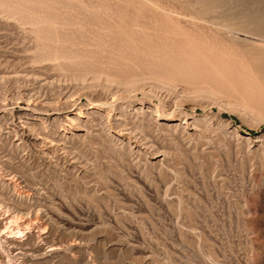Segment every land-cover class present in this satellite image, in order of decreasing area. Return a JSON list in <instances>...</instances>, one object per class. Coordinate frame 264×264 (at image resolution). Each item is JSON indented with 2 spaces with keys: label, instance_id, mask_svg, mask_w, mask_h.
Wrapping results in <instances>:
<instances>
[{
  "label": "rangeland",
  "instance_id": "374dc122",
  "mask_svg": "<svg viewBox=\"0 0 264 264\" xmlns=\"http://www.w3.org/2000/svg\"><path fill=\"white\" fill-rule=\"evenodd\" d=\"M0 194L42 264H264V0H0Z\"/></svg>",
  "mask_w": 264,
  "mask_h": 264
},
{
  "label": "bare ground",
  "instance_id": "6f19581e",
  "mask_svg": "<svg viewBox=\"0 0 264 264\" xmlns=\"http://www.w3.org/2000/svg\"><path fill=\"white\" fill-rule=\"evenodd\" d=\"M64 2V1H63ZM62 2V3H63ZM45 3H46V1H45ZM59 3V2H58ZM57 3V4H58ZM48 4H50V3H48ZM52 4V3H51ZM61 4V3H60ZM67 4V3H66ZM53 5V4H52ZM68 5V4H67ZM106 5V4H105ZM45 6H47V5H45ZM54 6V5H53ZM63 6V5H62ZM65 6V5H64ZM50 7V6H49ZM52 7V6H51ZM67 7V6H66ZM69 8H70V5L68 6ZM67 7V8H68ZM99 7H101V6H99ZM43 8V7H42ZM53 8V7H52ZM126 8V7H125ZM47 9V8H46ZM85 10V9H84ZM40 11V10H39ZM88 11V10H87ZM59 12V11H58ZM63 12V11H62ZM69 12V11H68ZM78 12V11H77ZM83 12L84 11H82V14H83ZM92 12V11H91ZM97 12V11H96ZM20 13V12H19ZM53 13V12H52ZM58 14V13H57ZM94 14V13H93ZM59 15V14H58ZM65 15V14H64ZM68 15H69V13H68ZM71 15H73V14H71ZM84 15H87V13H85ZM83 15V16H84ZM30 16V15H29ZM37 16V15H36ZM77 16V15H76ZM83 16H82V19H84L83 18ZM167 16V15H166ZM18 17V16H17ZM65 17V16H64ZM85 17V16H84ZM88 18H90L89 16H87ZM37 18V17H36ZM69 18V17H68ZM67 18V21L69 20ZM87 18V19H88ZM95 18H96V16H95ZM94 17L93 18H90L91 20L92 19H95ZM28 19V18H27ZM42 19V18H41ZM65 19V18H64ZM63 19V20H64ZM71 20L73 19V18H70ZM81 19V18H80ZM134 19V18H133ZM57 20V19H56ZM56 20H55V22H56ZM70 20V21H71ZM85 20V19H84ZM83 20V21H84ZM109 20V19H108ZM32 21H35V23L37 22L36 20H35V18H34V20H31V22L30 23H32ZM44 21V20H43ZM69 21V22H70ZM76 21V20H75ZM78 21V20H77ZM86 21V20H85ZM89 21V20H88ZM54 22V21H53ZM54 22V23H55ZM69 22H67L68 24H69ZM72 23H73V21H71ZM82 22V21H81ZM93 22V21H92ZM106 22V21H105ZM28 23H29V21H28ZM34 23V24H35ZM38 23H40L39 22V20H38ZM66 23V21H65V24H67ZM107 23V22H106ZM45 24V23H44ZM57 24H60V23H58V21H57ZM67 24V25H68ZM83 24V23H82ZM82 24H79V26L80 25H82ZM67 25H65V26H67ZM70 25V24H69ZM68 25V26H69ZM74 26H75V24H74ZM109 26H110V24H109ZM39 28V27H38ZM48 28V27H47ZM46 28V29H47ZM92 28H93V26H92ZM56 29V28H55ZM86 29V28H85ZM88 29V28H87ZM96 29H98V28H96ZM100 29V28H99ZM98 29V30H99ZM103 29V28H102ZM112 29V28H111ZM110 29V30H111ZM74 30V29H73ZM89 30V29H88ZM91 31V30H90ZM103 31H104V29H103ZM63 32V31H62ZM82 32V31H81ZM80 32V33H81ZM95 32H97V30L95 31ZM99 32V31H98ZM68 33V32H67ZM83 33V32H82ZM91 33H92V31H91ZM103 33H105V31L103 32ZM146 33V32H145ZM108 34V33H107ZM106 34V35H107ZM39 35V34H38ZM37 35V36H38ZM101 35V34H100ZM110 35V34H109ZM99 36V35H98ZM97 36V37H98ZM63 37V36H62ZM75 37V36H74ZM93 37H95V36H93ZM76 38V37H75ZM96 38V37H95ZM94 38V40L92 39V37H91V39H92V41H94V44H95V42L96 41H98V40H96ZM100 38H102V36L101 37H99L98 39H100ZM63 39V38H62ZM88 39V38H87ZM103 39V38H102ZM108 39H110V38H108ZM66 40V39H65ZM70 40V39H69ZM56 41V40H55ZM79 41V40H78ZM101 41V40H100ZM99 41V43H101ZM86 42V41H85ZM97 43V42H96ZM88 44H90L89 42H88ZM91 44H93V42H91ZM93 44V45H94ZM98 44V43H97ZM48 45V44H47ZM54 45V44H53ZM101 45V44H100ZM99 44L97 45V46H100ZM56 46V45H55ZM44 47H45V45H44ZM48 47V46H47ZM49 47H50V45H49ZM54 47V46H53ZM60 48V47H59ZM56 49V48H55ZM63 49H64V47H63ZM75 49V48H74ZM48 50V49H47ZM51 50V49H50ZM58 50V47H57V49H56V51ZM68 50V49H67ZM66 50V51H67ZM78 50V49H77ZM84 50H87V49H84ZM91 50V49H90ZM89 50V51H90ZM49 51V50H48ZM51 51H53V50H51ZM55 51V52H56ZM59 51V50H58ZM82 51V50H81ZM54 52V51H53ZM73 52V51H72ZM87 52V51H86ZM94 52V51H93ZM62 53V52H61ZM68 53V52H67ZM83 53H85V52H83ZM95 53V52H94ZM94 53H92V54H94ZM97 53V52H96ZM149 53V52H148ZM69 54V53H68ZM80 54H81V52H80ZM86 54V53H85ZM84 54V55H85ZM55 55V54H54ZM64 56H65V54H63ZM63 55L61 56V57H63ZM72 55L73 54H69V56L68 55H66V56H68V58L71 56V58H72ZM88 55V54H87ZM60 56V55H59ZM65 56V57H66ZM74 56V55H73ZM77 56V55H76ZM75 56V57H76ZM82 56H83V54H82ZM84 57V56H83ZM94 57H96V56H94ZM67 58V57H66ZM101 58V57H100ZM104 60V59H103ZM85 61V60H84ZM83 61V62H84ZM94 61V60H93ZM82 62V63H83ZM104 62V61H103ZM78 63V62H77ZM81 63V64H82ZM91 62H90V60H89V64H90ZM115 63V62H114ZM113 63V64H114ZM84 64V63H83ZM109 64V63H108ZM118 64V63H117ZM128 64V63H127ZM77 65V64H76ZM92 65H93V62H92ZM107 65V64H106ZM80 66V65H79ZM96 68L98 67V66H95ZM103 67V66H102ZM91 68V67H90ZM89 68V69H90ZM93 68V69H92ZM91 69L92 70H96V68L94 69V66L92 67ZM108 68V67H107ZM79 69V68H78ZM90 69V70H91ZM98 69H99V67H98ZM97 69V71H99ZM101 69H103V68H101ZM85 70V69H84ZM90 70H88V71H90ZM104 70V69H103ZM87 71V72H88ZM96 72V71H95ZM93 73V71L91 72V73H93V75H96L95 77H98L99 75H100V73L98 74V76H97V74L96 73ZM100 72V71H99ZM103 72H105V70L104 71H102V74H103ZM98 73V72H97ZM140 73V72H139ZM114 74V73H113ZM104 75V74H103ZM107 75V74H106ZM92 76V75H91ZM100 77V76H99ZM104 78L106 77L105 75L103 76ZM120 77V76H119ZM107 78V77H106ZM110 77H108V79H109ZM144 78H145V76H144ZM156 78V77H155ZM93 79V78H92ZM97 79V78H96ZM130 79V78H129ZM142 79V78H141ZM140 78L138 79V81H140L141 80ZM146 79V78H145ZM144 79V80H145ZM95 80V79H94ZM105 80H107V79H105ZM127 80V79H126ZM131 80H132V82H133V79L131 78ZM136 80L137 79H135V81L134 82H136ZM149 80V79H148ZM108 81V80H107ZM113 81V80H112ZM111 80H110V82H112ZM137 81V82H138ZM142 81V80H141ZM158 81V80H157ZM171 81V80H170ZM117 82V81H116ZM162 82H163V80H162ZM127 83H130L131 84V81L129 80V82H128V80H127ZM126 82H125V84H127ZM144 83V82H143ZM117 84H120L119 82L117 83ZM122 85H124L123 83H121ZM88 85V84H87ZM86 85V86H87ZM96 85V84H95ZM106 85V84H105ZM141 85V84H140ZM144 85V84H143ZM147 85V84H146ZM103 86V85H102ZM106 86H108V85H106ZM99 87V86H98ZM132 87V86H131ZM138 87V86H137ZM136 87V88H137ZM142 87V86H141ZM153 87V86H152ZM106 88V87H105ZM130 88V87H129ZM133 88H135V87H133ZM132 88V89H133ZM107 89V88H106ZM127 89V88H126ZM140 89V88H139ZM124 91H127L128 92V90H124ZM132 91V90H131ZM129 93V92H128ZM13 96V95H12ZM112 97V96H111ZM80 113V110H78V114ZM105 117V116H104ZM103 117V118H104ZM109 117V116H108ZM106 120V119H105ZM99 121V120H98ZM107 121V120H106ZM97 122V121H96ZM97 123H99V122H97ZM94 124H95V122H94ZM110 124V123H109ZM112 125V124H111ZM97 126H98V124H97ZM120 127V126H119ZM121 130V129H120ZM8 172V171H7ZM11 172V171H10ZM13 172V171H12ZM3 174V173H2ZM13 174V173H12ZM11 174V175H12ZM5 175H7L8 176V173L7 174H5ZM5 177L4 179H6V180H11V178L10 177ZM3 177V176H2ZM12 181H14L13 179H12ZM6 183H7V181H6ZM13 183V182H12ZM16 186V185H15ZM21 192V191H20ZM23 193V192H22ZM1 195V194H0ZM19 196V195H18ZM22 196V195H21ZM1 199L3 198L2 196L0 197ZM20 198V197H19ZM9 199V198H8ZM8 201V200H7ZM9 202H11V201H9ZM13 202V201H12ZM14 204H18V203H14ZM22 204V203H21ZM27 205V204H26ZM24 206V205H23ZM28 206V205H27ZM31 206H29L28 207V209L30 208ZM25 208H27V207H22L20 204L19 205H14L13 206V204H12V206H11V203H10V205L9 204H7V202H4V200L2 201V200H0V243H4V244H7V246H8V248L7 249H10V251L12 252L13 251V254H20L21 255V264L22 263H24V264H26V263H31V264H42V262L44 261V260H41V261H38L39 260V258L42 256V254H46V252L44 251V253H39V252H37L34 248V246H32V245H30V243H28L25 239H22L21 238V236H24L25 234H31V233H33L35 236H34V238L36 237L38 240H40V243H43V244H46V245H44L46 248H47V250H49V251H53V250H55L56 248H58V244H56V242H54L53 240H48V235H47V233H46V229H45V225H44V222H42V221H40V220H38L37 219V215H38V213L36 214V215H34L33 217H29L28 216V214L26 215L25 214V216H23V214L21 215V213H23V212H21V211H23V209H25ZM31 209V208H30ZM38 209V208H37ZM27 210V209H26ZM29 211V213H30V210H28ZM28 211H27V213H28ZM32 211H33V208H32ZM35 212H37V211H35ZM32 213V212H31ZM33 213H34V211H33ZM33 215V214H32ZM31 216V215H30ZM40 217V216H39ZM41 219V218H40ZM24 232V234H21L20 235V233H23ZM19 233V234H18ZM31 236V235H30ZM30 236H28L27 235V237H30ZM33 236V235H32ZM24 238V237H23ZM50 239V238H49ZM62 243V242H61ZM38 244V243H37ZM2 245V244H1ZM7 246H5V247H7ZM45 248V249H46ZM0 250H1V248H0ZM2 252V251H1ZM10 253V252H9ZM12 254V255H13ZM3 256V255H2ZM12 257V256H11ZM3 259H6V258H3ZM8 261H9V259L6 261L5 260V263H3V260H2V257H1V253H0V264H7L8 263ZM13 263V262H12ZM45 263V262H44ZM43 263V264H44Z\"/></svg>",
  "mask_w": 264,
  "mask_h": 264
}]
</instances>
